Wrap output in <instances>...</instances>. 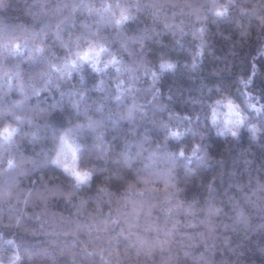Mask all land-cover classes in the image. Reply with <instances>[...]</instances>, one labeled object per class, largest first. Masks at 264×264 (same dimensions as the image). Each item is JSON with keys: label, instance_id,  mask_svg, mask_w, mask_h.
<instances>
[{"label": "trees", "instance_id": "obj_1", "mask_svg": "<svg viewBox=\"0 0 264 264\" xmlns=\"http://www.w3.org/2000/svg\"><path fill=\"white\" fill-rule=\"evenodd\" d=\"M0 264H264V0H0Z\"/></svg>", "mask_w": 264, "mask_h": 264}, {"label": "rangeland", "instance_id": "obj_2", "mask_svg": "<svg viewBox=\"0 0 264 264\" xmlns=\"http://www.w3.org/2000/svg\"><path fill=\"white\" fill-rule=\"evenodd\" d=\"M75 176L78 177V174H76Z\"/></svg>", "mask_w": 264, "mask_h": 264}]
</instances>
